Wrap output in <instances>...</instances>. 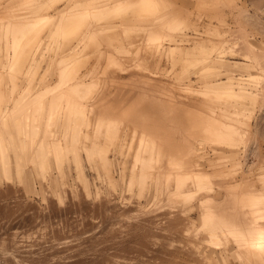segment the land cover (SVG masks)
<instances>
[{"label":"bare ground","instance_id":"obj_1","mask_svg":"<svg viewBox=\"0 0 264 264\" xmlns=\"http://www.w3.org/2000/svg\"><path fill=\"white\" fill-rule=\"evenodd\" d=\"M93 1L71 0L68 9L52 15L22 16L21 7L1 17L7 20L1 42L8 60L0 67L8 78L0 80V92H8L9 101L0 104V264H264V193L242 194L238 190L242 183L213 182L204 165L197 163L202 154L194 152L186 139L187 147L164 135L152 132L156 136H151L149 129H162L153 119H143L141 125L127 121L132 137L138 128L140 134L129 177L126 179L125 169L119 174L128 190L135 179L140 192L151 191V209L143 215L130 213L125 203L98 195L93 202L76 149L80 138L87 137L80 133V126H88L85 100L95 87L92 73L89 69L75 72L74 61L61 59L56 83L29 94L41 57L33 60L30 56L23 71L15 70L16 59L26 51L32 54L37 47L36 51L41 46L46 49L43 39H31L45 21L52 26L47 33L50 41L64 38L65 27L75 17H88L79 38L67 49L68 55L77 56L90 37L112 27L101 25L100 18L114 9L146 5L150 0L104 1L83 8ZM159 26L161 30L165 27ZM159 35L157 29H149L145 45L156 43ZM34 40L36 46L31 48ZM107 51L96 49L104 53L103 71L114 63L123 68ZM164 51L157 45L150 58L156 60ZM13 73L18 79V74L24 75L21 83L25 88L16 97H12L17 79ZM6 83L10 88L4 87ZM155 106L161 104L156 101ZM221 108L224 110L218 114L197 111L200 118L194 124L195 139L200 144L206 138L229 141L238 135L237 128L222 119L229 116L228 108L231 115H237L239 106ZM125 117L123 111L112 116L100 110L95 114L90 145H82L87 161H96L109 183L113 182L110 161L102 147L119 137ZM68 170L74 172L72 183ZM260 182L264 188V176ZM30 195L38 198L42 207L28 204L26 196ZM255 198L259 205L251 204Z\"/></svg>","mask_w":264,"mask_h":264},{"label":"rangeland","instance_id":"obj_2","mask_svg":"<svg viewBox=\"0 0 264 264\" xmlns=\"http://www.w3.org/2000/svg\"><path fill=\"white\" fill-rule=\"evenodd\" d=\"M104 1L113 0H94L83 8ZM71 3V0H0V66L8 60L1 42L4 39L3 25L7 22L1 19L4 14L22 7V16L52 15L68 9ZM29 11L32 12L27 14ZM54 17L56 21L58 17ZM87 21V16L75 17L65 27L64 38L50 41L47 33L52 26L45 21L31 39H43L47 42L44 43L46 49L41 46L36 51L37 47L32 54L26 51L16 59L15 70L23 71L30 56L33 60L41 57L29 94L56 83L61 59L74 61L75 72L89 69L92 73L95 87L85 100L88 126H80V133L87 137L80 138L76 149L82 158V169L93 202L98 195L100 199L112 198L117 203H125L130 213L143 215L151 209V191L146 188L140 192L135 179L128 190L126 181H122L119 175L125 169L126 179L129 177L128 170L140 134L138 128L132 137L133 129L127 121L141 125L143 119L148 118L165 130L161 132L162 129L160 131L157 127L160 132H155L149 129L151 136L173 138L176 143L184 146L187 143L194 152L201 153L202 158H197V163L204 165L203 170L210 174L213 182L242 183L243 188L238 189L242 194L264 193L260 182L264 176V0H150L146 5L139 3L125 10L114 9L100 18L101 25L112 27L101 35L90 37L84 51L77 56L68 55L67 49L79 38ZM160 24L165 26L163 30ZM149 29H157L160 35L156 43L145 45L144 38ZM35 41L31 48L36 46ZM157 45L164 48L165 55L154 60L150 58V51ZM97 48L109 50L108 54L124 67L114 63L103 71L104 53L96 52ZM1 71L0 80L6 82L7 74L0 67ZM13 74L17 77V73ZM18 76L20 78L13 81L15 91L12 97L25 88L21 83L24 75ZM4 87L7 89L10 85L6 83ZM8 98V92H0L1 106L7 104ZM156 101L161 106L156 107ZM226 104L239 106L237 115H231L232 110L228 108L229 116L222 119L237 128L238 135L229 141L206 138L200 144L195 139L198 132L194 124L200 118L197 111L218 114ZM100 110L112 116L121 111L126 115L122 119L123 129L119 137L109 146L102 147L110 161L112 183L96 161L94 164L87 161L82 147L91 143L95 114ZM57 119L55 117L53 123ZM7 123L13 132L11 120L7 119ZM51 133L58 134L53 126ZM73 173L68 170L67 178L71 183ZM215 174L222 178L218 179ZM17 191L22 193L20 189ZM26 198L28 204L42 207L38 198L31 195ZM253 200L251 204L259 205L257 198ZM153 202L157 203L158 197Z\"/></svg>","mask_w":264,"mask_h":264}]
</instances>
